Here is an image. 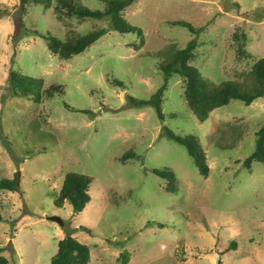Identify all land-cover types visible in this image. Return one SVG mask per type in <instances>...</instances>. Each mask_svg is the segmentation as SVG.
I'll return each instance as SVG.
<instances>
[{
  "label": "rangeland",
  "instance_id": "1",
  "mask_svg": "<svg viewBox=\"0 0 264 264\" xmlns=\"http://www.w3.org/2000/svg\"><path fill=\"white\" fill-rule=\"evenodd\" d=\"M0 5L7 10L0 16V178L18 179L15 191L0 189V254L10 264H50L67 233L89 247L88 264H123V251L126 264H264V162L252 161L250 169L243 163L264 124V97L248 105L232 99L199 121L183 96V78L173 74L163 119L152 105L128 99H149L164 81L159 64L192 38L191 64L204 77L253 85L248 71L264 57V0H136L122 13L142 30V43L137 33L111 29L108 17L59 19L54 3L44 8L32 0L24 10L20 0ZM172 20L201 31L192 34ZM100 27L107 31L67 60L31 31L64 39L68 31ZM244 38L251 55L239 60L236 46ZM11 71L42 78V90L61 84L64 93L39 102L13 95ZM164 127L198 138L207 176ZM128 150L135 155L121 161ZM154 168L173 172V191ZM67 172L92 177L90 200L78 213L69 202L53 203Z\"/></svg>",
  "mask_w": 264,
  "mask_h": 264
},
{
  "label": "trees",
  "instance_id": "2",
  "mask_svg": "<svg viewBox=\"0 0 264 264\" xmlns=\"http://www.w3.org/2000/svg\"><path fill=\"white\" fill-rule=\"evenodd\" d=\"M28 0H20L22 10L25 8V3ZM104 3L102 9H91L83 5L80 0H32L34 4H40L44 8H49L53 5L57 18L77 19L93 18L103 19L109 18V27L120 33H137L140 42L143 41L142 30L130 24L123 16L125 8L132 5L136 0H99ZM238 5V3H236ZM6 7L0 5V16L6 12ZM172 25H179L187 28L192 34H198L201 31L200 27L194 26L192 23L185 20H172L169 22ZM20 24L22 21L20 20ZM33 34L40 35L46 41L49 51L58 56L60 59H70L73 55L79 54L86 50L93 42L102 36L107 29L104 27L94 28L81 35L80 33L67 32L64 39L52 36L51 34H43L37 29L31 30ZM237 39V32L234 33ZM245 37V36H244ZM246 38L238 41L236 46V58L241 59L250 57L251 53L246 50ZM140 44V43H139ZM175 45V44H173ZM176 46V45H175ZM197 40L189 39L186 45L182 48L173 50L165 61L159 64L160 70L164 74L163 83L154 91L149 99L137 100L128 95L129 102L134 105H152L160 119H163L161 111L162 96L166 90L169 78L173 74H178L183 78L184 89L183 96L186 103L191 108L199 121H204L208 118L211 111L227 104L232 99H238L246 105L250 104L258 97H264V57L256 59L248 74L253 78L254 83L251 86H242L236 80H223L214 82L211 79L204 77L200 71L191 64L195 57V49ZM112 81L123 86V83L116 78ZM10 90L13 95L29 96L35 101H40L41 95L51 98L55 94L62 95L64 93L61 84L52 83L44 90L41 89L43 84L42 78H34L28 75H23L18 71H11L9 74ZM43 93V94H42ZM86 111V110H81ZM164 134L170 140H173L183 145L188 154L193 158L199 173L203 176L209 174V165L207 163L206 154L203 150L198 138L192 134L180 136L172 130L164 127ZM255 148L254 151L243 161L244 165L250 169L252 161L264 162V124L255 132ZM131 150L126 151L119 158L121 161L134 156ZM155 175L166 180L165 188L167 191L175 189V177L170 169H152ZM17 176L13 178H0V189L9 191L16 190ZM92 182V177L84 173L67 172L63 176L61 186L54 197L53 203L57 207H62L64 202H69L72 206L73 213L82 211L90 200L89 187ZM2 215L0 213V221ZM85 231L91 232L87 226L82 227ZM234 242H230L229 247L233 246ZM228 250V248L226 249ZM1 251V249H0ZM121 263L126 264L129 254L126 251L121 252ZM90 261L89 247L78 241L70 233L57 241V250L50 259V264H88ZM0 264H10L8 259L0 254Z\"/></svg>",
  "mask_w": 264,
  "mask_h": 264
},
{
  "label": "water",
  "instance_id": "3",
  "mask_svg": "<svg viewBox=\"0 0 264 264\" xmlns=\"http://www.w3.org/2000/svg\"><path fill=\"white\" fill-rule=\"evenodd\" d=\"M48 219L54 221V222H57L58 224L62 225L63 224V221L62 219L57 216V215H51V216H48Z\"/></svg>",
  "mask_w": 264,
  "mask_h": 264
}]
</instances>
